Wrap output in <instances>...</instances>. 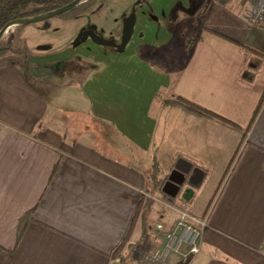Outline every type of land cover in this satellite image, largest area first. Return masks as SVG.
I'll use <instances>...</instances> for the list:
<instances>
[{"label": "crops", "instance_id": "obj_1", "mask_svg": "<svg viewBox=\"0 0 264 264\" xmlns=\"http://www.w3.org/2000/svg\"><path fill=\"white\" fill-rule=\"evenodd\" d=\"M176 5L190 0H141L122 51L77 37L0 54V264H120L137 238L157 235L138 225L157 212L152 178L172 173L189 178L174 204L161 200L165 229L182 210L207 220L186 264H264V102L252 121L264 36L241 0H198L182 55L171 42ZM48 84L70 110L52 104Z\"/></svg>", "mask_w": 264, "mask_h": 264}, {"label": "rangeland", "instance_id": "obj_2", "mask_svg": "<svg viewBox=\"0 0 264 264\" xmlns=\"http://www.w3.org/2000/svg\"><path fill=\"white\" fill-rule=\"evenodd\" d=\"M141 0H86L64 12L63 14L56 15L44 21L22 24L20 26L9 28L1 38V45L5 46L8 44L9 39H12L11 46L15 49L17 53L23 52V50H42L46 44L50 43L54 48H60L66 46V44L76 40L77 37L82 35L86 31L95 32L102 39L120 43L121 32L123 29V24L126 19H128L135 9L138 8ZM209 1V0H204ZM215 2L218 0H214ZM46 23L49 24V31L45 32L43 26ZM196 22L192 21L190 23V18H187L185 13L181 14L179 18L176 19L175 23L171 26L174 31L172 32V39L175 44L176 49L185 55L188 51L187 48L190 46V41L195 38V29L193 26ZM75 33L70 40L71 33ZM70 40V41H69ZM77 41V40H76ZM37 45L35 49L33 47ZM25 50V51H26ZM8 52V51H7ZM37 89L40 91V85L34 83ZM46 96L49 95L50 101L56 104V107L60 110H70L71 104L64 100L63 94L64 90L58 89L55 85L48 84V88L42 90ZM177 104V103H176ZM52 115V114H50ZM59 116V114L57 115ZM163 175L160 182H163ZM156 180V177L154 178ZM155 182L152 187V194L150 195L156 197L153 202V207L157 208L155 215L144 217L141 220V224L138 225V230L144 228L145 233L148 232V236L156 232V224L162 223V201L166 202L163 193L159 195L156 188L159 190V183ZM163 187V185H162ZM190 190L188 185H185L178 195V200H184L186 198V193ZM168 198H170L168 196ZM150 200V199H149ZM175 200V199H174ZM151 201V200H150ZM175 202V201H174ZM168 203V202H166ZM157 235L152 238L146 239V237L137 238L133 242V245H129L127 257L124 256L123 260L126 261L125 264H146L143 263L144 256H152L156 251L160 250V237ZM159 248V249H158ZM121 257V256H120ZM180 254H170L164 264H181L184 263L180 261ZM122 259H118L120 264Z\"/></svg>", "mask_w": 264, "mask_h": 264}, {"label": "trees", "instance_id": "obj_3", "mask_svg": "<svg viewBox=\"0 0 264 264\" xmlns=\"http://www.w3.org/2000/svg\"><path fill=\"white\" fill-rule=\"evenodd\" d=\"M84 1H86V0H0V31L9 23H13L12 26H10V28L22 25V24H15V21H17V20L28 19V18L44 15L47 13H51L53 11H57V10L65 7V6H67L73 2H78L77 4H79V3L84 2ZM197 1L198 0H190V6L187 9L182 7L181 5H176L170 12V17L172 18L174 23H175L176 17L178 16V13H185V14L187 13V15L191 16V14L193 13L192 7L195 5V3ZM46 22L47 21H45L43 29L49 28V24ZM170 30H172V32L174 31L173 28ZM1 38H0V54L3 52H7V51L8 52L16 51L11 46L12 39H9L7 45L2 46L1 45ZM192 40L189 42L190 44H191ZM75 45H76V43H75ZM173 101L175 103L189 109L190 111L200 115V116L215 120L216 122H219L221 124H224L226 126H229L231 128L239 130L238 129L239 127L237 125L233 124L232 122L226 120L225 118L207 110L206 108H204V107H202V106H200V105H198L192 101H189V100L182 98L180 96H175L173 98ZM263 102H264V90L262 92V96L260 97L259 103H258V105H257V107L253 113L252 121L254 120L255 115H257V113H258L259 109L261 108ZM251 122H250V125H251ZM250 125H248L247 129H249ZM246 133H247V131L243 132V138H245ZM153 170L155 172V170H156L155 165L153 166ZM154 178L155 177H153L152 179L154 180ZM166 180H167V177H164L163 182L158 181V182H160L159 183V185H160L159 190L160 191L162 189V185H164ZM155 182H156V180H155ZM160 194H161V192H160ZM163 196H164L163 198L167 200L166 202H168V204H170V205L174 204V199L168 198L167 195H163ZM137 212H139V207L136 209V215H137ZM125 241H126V239L121 243L120 247L115 252V256L119 255L120 248L124 245ZM127 248H129V246H127ZM126 257H127V254H126ZM121 262H122V264L126 263V261H124L123 259L121 260ZM143 262L148 263L147 259H145V256L143 257ZM181 264H184V263H181Z\"/></svg>", "mask_w": 264, "mask_h": 264}, {"label": "built area", "instance_id": "obj_4", "mask_svg": "<svg viewBox=\"0 0 264 264\" xmlns=\"http://www.w3.org/2000/svg\"><path fill=\"white\" fill-rule=\"evenodd\" d=\"M249 6L248 24L264 36V0H241ZM207 220L196 218L186 211H178V218L172 229L166 230L163 223H157L155 230L164 240L163 246L152 256H145L146 264H164L170 254H180L186 264L201 250V232Z\"/></svg>", "mask_w": 264, "mask_h": 264}, {"label": "water", "instance_id": "obj_5", "mask_svg": "<svg viewBox=\"0 0 264 264\" xmlns=\"http://www.w3.org/2000/svg\"><path fill=\"white\" fill-rule=\"evenodd\" d=\"M77 3L78 2H73V3H71L65 7L57 10V11H53L51 13H47L44 15H40V16H36V17L28 18V19L17 20V21H15V24H30V23L44 21V20L49 19L51 17H54L56 15L63 14L64 12H66L69 9H71L72 7H74ZM134 23H135V14L133 12V14L128 19H126L124 24H123L120 43L106 41V40L102 39L100 36H98L96 33L91 32V31L83 33L81 35L80 41H84L85 38L88 37L89 39H91L93 42H95L97 44L113 47L117 51H122L132 36ZM12 24L13 23H9L0 31V38L10 28V26H12ZM168 185L174 187L173 193L168 192V190H167ZM178 190H179V186L173 184L170 180H168L162 188V192L165 195H168L170 197L176 196Z\"/></svg>", "mask_w": 264, "mask_h": 264}, {"label": "flooded vegetation", "instance_id": "obj_6", "mask_svg": "<svg viewBox=\"0 0 264 264\" xmlns=\"http://www.w3.org/2000/svg\"><path fill=\"white\" fill-rule=\"evenodd\" d=\"M77 5V4H76ZM75 5V6H76ZM73 8V7H72ZM49 29V28H48ZM86 32H88V31H86ZM92 32V31H91ZM85 33V32H84ZM95 33V32H94ZM80 38H81V35L78 37V39H77V42L80 40ZM87 39H89L88 37H86ZM85 38V39H86ZM107 41V40H106ZM111 42V41H110ZM180 169L182 170V171H184V167L181 165L180 166ZM182 174H176V173H172L168 178H167V180L165 181V183L168 181V180H170L172 183H174L175 185H178L179 187H181L185 182H187V180H188V176L186 177V175L184 174V176H181ZM186 177V178H185ZM164 183V184H165ZM164 186V185H163ZM167 190H168V192H170V193H173L174 192V187H172V186H170V185H168L167 186Z\"/></svg>", "mask_w": 264, "mask_h": 264}]
</instances>
